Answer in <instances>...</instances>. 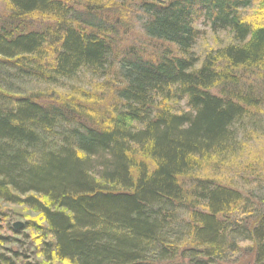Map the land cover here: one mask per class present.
<instances>
[{
	"label": "trees",
	"instance_id": "obj_1",
	"mask_svg": "<svg viewBox=\"0 0 264 264\" xmlns=\"http://www.w3.org/2000/svg\"><path fill=\"white\" fill-rule=\"evenodd\" d=\"M2 1L0 203L39 220L0 206V244L30 241L26 264H264V0ZM204 30L231 43L199 58Z\"/></svg>",
	"mask_w": 264,
	"mask_h": 264
},
{
	"label": "rangeland",
	"instance_id": "obj_2",
	"mask_svg": "<svg viewBox=\"0 0 264 264\" xmlns=\"http://www.w3.org/2000/svg\"><path fill=\"white\" fill-rule=\"evenodd\" d=\"M4 10H5L4 2L0 0V16L3 14ZM259 11L260 10L257 7V4H254L247 10L242 11L241 15L245 16V19L250 18L252 20H255V17L258 18V14L256 15L255 12H259ZM133 34L135 36L137 34V37H134V39H139L140 36H138V32H135V33L129 32L127 35H124V38L127 40L125 45H134L137 42L133 39ZM229 43H231V37L229 35H226V33H216L215 34V33L209 32L208 30H204L202 34L198 36L193 52L199 58H202L208 52L220 49ZM182 106L183 104L179 105L180 108H182ZM257 142H258V146H264V139L261 138ZM0 206L2 209H4V213H6L7 215L6 221L8 222L9 226L10 225L12 226L13 223H17V222L25 224L27 221H29V219H32L35 221L39 220L38 215L34 213L33 211L28 210L26 207L7 205V204H2V203H0ZM26 232L27 231L23 233V230H21L20 234L23 233V236L27 237L29 233H26ZM2 235L7 236L8 238L14 237L13 236L14 233L12 234L10 233L1 234L0 233V236ZM15 237H16L15 239H17V241L19 242L18 244L9 243L8 241H6V243L0 244V255L11 258L13 256L11 253L17 252L20 255L21 253H24L26 255V256L21 255L22 258L29 257L28 260L19 258L15 262V257L13 256L11 259H14L15 264H26L28 261L29 262H32L34 260L36 261L37 258L35 257V255L28 256L29 253L31 252V250L29 249L30 241H28V244H26L24 240L22 239L23 237L21 235H18V236L16 235ZM33 250H34V247H33ZM26 251H28L29 253L28 252L26 253Z\"/></svg>",
	"mask_w": 264,
	"mask_h": 264
},
{
	"label": "water",
	"instance_id": "obj_3",
	"mask_svg": "<svg viewBox=\"0 0 264 264\" xmlns=\"http://www.w3.org/2000/svg\"><path fill=\"white\" fill-rule=\"evenodd\" d=\"M12 228H13L14 230H19V229L22 228V223H20V222L13 223V224H12Z\"/></svg>",
	"mask_w": 264,
	"mask_h": 264
}]
</instances>
